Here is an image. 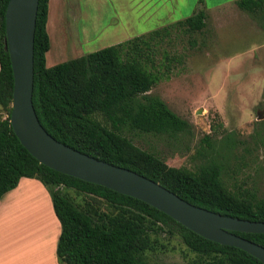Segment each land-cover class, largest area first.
I'll return each mask as SVG.
<instances>
[{"label":"trees","instance_id":"1","mask_svg":"<svg viewBox=\"0 0 264 264\" xmlns=\"http://www.w3.org/2000/svg\"><path fill=\"white\" fill-rule=\"evenodd\" d=\"M0 0V199L22 178L38 181L50 196L60 224L59 264H156L176 242L192 255L190 264H261L243 251L194 234L136 199L55 172L32 157L10 126L13 75L5 49V11ZM49 0H39L34 38L32 102L45 131L58 142L97 160L133 171L199 208L232 218L264 223V198L239 180L231 167L246 157L264 170V120L245 140L206 135L192 169L170 167L136 147L130 135L178 140L191 125L173 113L151 89L178 60L169 48L177 34L193 36L206 27L203 2L194 14L94 53L48 68L46 31ZM236 6L264 30V0H239ZM177 37V36H176ZM191 43V42H190ZM194 44L192 41L191 45ZM99 116L103 124L93 117ZM264 248V234L235 233Z\"/></svg>","mask_w":264,"mask_h":264},{"label":"rangeland","instance_id":"2","mask_svg":"<svg viewBox=\"0 0 264 264\" xmlns=\"http://www.w3.org/2000/svg\"><path fill=\"white\" fill-rule=\"evenodd\" d=\"M78 2L79 13H66L77 15L73 21L68 16L63 24H53L49 29L48 68L184 20L194 14L197 0ZM229 2L205 0L203 8L209 14L206 27L192 37L181 33L175 36L169 51L178 60L150 91L191 125L192 134L178 140L129 136L136 147L157 155L170 167L192 169L199 164L197 153L201 148L207 150L203 143L206 135L214 145L226 135L245 140L255 123L264 120V30L261 22L245 12L239 19L232 18ZM222 6L225 10L219 15ZM93 119L103 124L99 116ZM251 159L247 156L246 165L237 168L232 162L231 168L239 180L264 198V170L258 163H250ZM151 261L190 264L192 255L173 242L166 253L152 256Z\"/></svg>","mask_w":264,"mask_h":264},{"label":"water","instance_id":"3","mask_svg":"<svg viewBox=\"0 0 264 264\" xmlns=\"http://www.w3.org/2000/svg\"><path fill=\"white\" fill-rule=\"evenodd\" d=\"M39 0H9L4 17L13 92L10 126L22 147L39 164L66 176L143 202L194 234L233 247L264 264V248L235 233L264 234V223L223 216L182 200L133 171L82 154L51 137L33 107L34 38Z\"/></svg>","mask_w":264,"mask_h":264},{"label":"crops","instance_id":"4","mask_svg":"<svg viewBox=\"0 0 264 264\" xmlns=\"http://www.w3.org/2000/svg\"><path fill=\"white\" fill-rule=\"evenodd\" d=\"M237 1L230 0L229 6L232 18L239 19L243 11L236 6ZM200 2L205 6V0H197L195 11ZM223 10L224 6L218 9V14ZM74 11L79 13L78 0H49L46 23L49 43V29L52 30L53 24H63L68 16L73 21L77 17H71ZM59 235L60 224L50 196L38 181L22 178L15 189L0 199V264H59L56 257Z\"/></svg>","mask_w":264,"mask_h":264}]
</instances>
